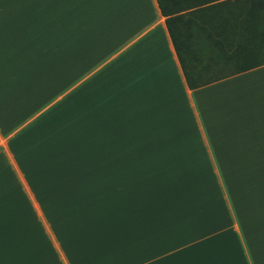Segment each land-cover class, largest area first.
Returning <instances> with one entry per match:
<instances>
[{
    "label": "crops",
    "instance_id": "1",
    "mask_svg": "<svg viewBox=\"0 0 264 264\" xmlns=\"http://www.w3.org/2000/svg\"><path fill=\"white\" fill-rule=\"evenodd\" d=\"M80 119L100 190L146 178L125 188L126 226L99 257L92 234L47 228L30 181L65 160ZM27 254L264 264V64L192 89L157 0H0V264Z\"/></svg>",
    "mask_w": 264,
    "mask_h": 264
},
{
    "label": "trees",
    "instance_id": "2",
    "mask_svg": "<svg viewBox=\"0 0 264 264\" xmlns=\"http://www.w3.org/2000/svg\"><path fill=\"white\" fill-rule=\"evenodd\" d=\"M190 88L264 64V0H157Z\"/></svg>",
    "mask_w": 264,
    "mask_h": 264
},
{
    "label": "rangeland",
    "instance_id": "3",
    "mask_svg": "<svg viewBox=\"0 0 264 264\" xmlns=\"http://www.w3.org/2000/svg\"><path fill=\"white\" fill-rule=\"evenodd\" d=\"M76 125L79 126L76 127L74 132V140L71 147L73 159L71 163H68L67 160V153L71 148H67L65 145L63 150L55 153L58 154L63 151L65 160L50 159L48 166L43 164V168L36 173L37 177H31L30 181L34 182L35 185L37 180L40 186V191L36 194L37 197L35 199L39 201L38 204L44 205L43 210L39 206V211L47 228L50 227L51 222L58 221V224L52 226L55 236L57 235L55 227L58 228L59 234L65 233L64 237L67 234L73 237L75 232L92 234V237L97 239L96 241L92 240V238L89 240L87 235L83 234L81 236L87 239L84 241L86 247L92 246V252L97 253L96 256L99 257L98 251L102 250L104 252L102 248L98 247L100 240L103 238L113 239V231H119L126 226L122 222L127 220L128 210L123 211L122 215L121 210L115 208L117 207L116 205L122 204V197L125 198V196L121 195L129 196L125 188L134 185L138 179L143 180L146 178L137 177L132 179L124 176L123 193L105 191L103 186V190H100L101 185L98 177L88 176L87 173L89 161L84 158L85 145L83 144L84 136L81 119ZM106 183L104 182V184ZM55 188L57 192L50 191V189ZM106 188L110 189V187ZM31 196L33 197L32 193ZM103 229H107L108 233L102 234ZM56 237L58 238V236ZM58 240L56 241L58 242ZM98 240L99 244L97 243ZM83 252L88 253L89 251L86 249ZM61 257L63 258L62 264H67L64 257L62 255ZM24 259L27 264H35L36 260L38 262L42 261V264H50L51 262L50 257L43 256L37 259L28 254Z\"/></svg>",
    "mask_w": 264,
    "mask_h": 264
}]
</instances>
